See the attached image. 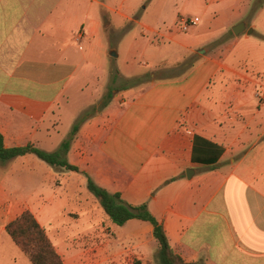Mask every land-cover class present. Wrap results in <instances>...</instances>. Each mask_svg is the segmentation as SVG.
I'll return each mask as SVG.
<instances>
[{
    "label": "crops",
    "instance_id": "0c3cea01",
    "mask_svg": "<svg viewBox=\"0 0 264 264\" xmlns=\"http://www.w3.org/2000/svg\"><path fill=\"white\" fill-rule=\"evenodd\" d=\"M249 1L158 0L151 11L143 5L139 21L131 0H0L6 147L46 149L57 141L71 110L81 113L111 86L109 53L120 55L116 42L132 23L148 36L130 42L121 67L127 79L142 73L133 71L140 57L157 67L193 59L177 76L152 72L139 89L121 87L85 120L67 153L80 172L56 170L34 154L0 161V264H32L5 231L25 209L64 264H148L158 247L152 225L130 219L118 226L98 212V200L90 210L87 175L127 204L145 203L185 262L264 264V3ZM186 17L199 21L174 31ZM240 22L245 27L234 34ZM162 45L174 57L161 56ZM59 174L65 202H86L77 220L53 212L54 195L39 210L38 197L14 194Z\"/></svg>",
    "mask_w": 264,
    "mask_h": 264
},
{
    "label": "trees",
    "instance_id": "16d2710c",
    "mask_svg": "<svg viewBox=\"0 0 264 264\" xmlns=\"http://www.w3.org/2000/svg\"><path fill=\"white\" fill-rule=\"evenodd\" d=\"M136 78L134 77L133 79ZM110 88L111 86H108L99 106H92L78 115L69 136L61 142L60 147L55 151H47L31 143L24 146L6 147L0 132V161L6 162L17 156L34 154L54 168L80 172L77 166L68 162L67 153L80 125L110 102L112 96ZM86 177L87 189L96 196L103 211L114 224L121 226L130 219H139L152 225L153 237L159 245V260L161 264H199L197 262H185L173 252L163 226L148 211L145 203L139 205L127 204L122 200L119 193H110L98 186L88 175ZM5 231L32 264H64L50 241L45 228L39 224L30 210H23L6 225Z\"/></svg>",
    "mask_w": 264,
    "mask_h": 264
},
{
    "label": "rangeland",
    "instance_id": "374dc122",
    "mask_svg": "<svg viewBox=\"0 0 264 264\" xmlns=\"http://www.w3.org/2000/svg\"><path fill=\"white\" fill-rule=\"evenodd\" d=\"M131 1H133V9L135 11L132 14V17L134 19L138 18L137 20L140 21L145 17L146 12H147V10L142 8L143 5L145 3L148 4L149 11H151L153 8V5L158 0H131ZM253 1L256 2L255 6H258V4L260 5V4L264 3V0H251V1H249V3L252 4ZM173 30L174 31H180L178 22L175 25H173ZM141 32H142V28L139 25L132 23L130 29H128L127 32L122 37H120L119 40L116 42L120 55L118 57H115L113 60H110V62H108V64H107L109 77H110V79L112 78V84H111V88H110L112 96H113L114 92L119 90L121 87L135 88V89L141 88V86H144L146 81L150 79L149 75H151L152 72L155 73L156 76H158V77L177 76V75L181 74L182 71L185 70L191 64V62L193 60L189 56L188 57L186 56L185 57L186 60H184V62H178L177 63V62L167 61L166 63L159 64V66L157 67L156 66L157 63L150 61L147 57H140V58H137L136 63H134V70L133 71H135V72L139 71L142 73L138 74L136 79H133L134 77L133 78L129 77L127 79L126 75H124L122 73L121 67L127 61L126 54H127L128 49H129V45H130L131 40L133 38H136L138 41H140V40H145L147 38L148 35L146 37H143L141 35ZM160 48H161V50H160L161 56L167 55L168 59L174 57V52L170 48H168L166 46L164 47V45H162ZM144 62H145V64H144ZM102 90L104 93L102 92V94L98 97V99L93 104H91L92 106H96L98 103H101V100H102L104 94L106 93L107 88L106 89L103 88ZM112 96H111V98H112ZM92 106H90V107H92ZM90 107L88 106L86 109H88ZM101 110L95 112L94 114L100 112ZM79 114H80V112L77 114V111L71 110L69 115L66 116L65 119L63 120V123H61L60 128L58 130V134L55 135V138L57 139V141H53V143H51V145H48V148H46V149L44 147L43 148L47 151L57 150L60 147L61 142L69 136L73 125L77 121V117ZM93 115H91L90 117H92ZM57 124H58V122L55 123V126H56L55 129L58 128ZM55 169L60 170V169H64V168H55ZM64 171H66V169H64ZM33 186L34 185L25 184L24 186H22L23 188L14 191V194H16L15 195L16 198H20L21 195L27 196V198H30L31 196L32 197H38L37 199H38V202L40 203V205H39V210H40V208L46 206V203L50 202L49 197L50 196L52 197L54 195L55 202H59V203H57L56 207L54 208V211H53L54 213L71 214V215L75 216V219L77 220V216L80 213L84 212V208L86 207V204H85L86 202H84V199L82 197V193H83L82 190H79L76 192V195H78V197H82V199L79 198L80 202H76L74 199L71 202H65L64 197L67 196L68 189H67V185L63 179L62 174H59L56 177V179L54 180V182L53 181H47V183H45L41 189L34 190ZM85 193L86 194H84V195L87 196V201H88V203H90L89 209L92 210L93 204H91V203H95V201H97L98 199L88 189L86 190ZM98 203H99V201H98ZM99 206H100V203H99ZM32 207L35 208V205ZM98 212L100 214L105 215V212L103 211L102 207L99 208ZM46 214H47L46 210L41 211V212H38L36 210V213H35V215L39 218V220L45 219ZM133 259H134L133 262H135V263H139L142 261L141 258H133ZM148 264H161V262L159 260V245L157 248L156 247L152 248L151 257L148 261Z\"/></svg>",
    "mask_w": 264,
    "mask_h": 264
},
{
    "label": "built area",
    "instance_id": "2783aa9c",
    "mask_svg": "<svg viewBox=\"0 0 264 264\" xmlns=\"http://www.w3.org/2000/svg\"><path fill=\"white\" fill-rule=\"evenodd\" d=\"M199 19L197 17H187L183 18L179 22V28L181 31L188 30L189 27L196 25L198 23Z\"/></svg>",
    "mask_w": 264,
    "mask_h": 264
},
{
    "label": "water",
    "instance_id": "95a60500",
    "mask_svg": "<svg viewBox=\"0 0 264 264\" xmlns=\"http://www.w3.org/2000/svg\"><path fill=\"white\" fill-rule=\"evenodd\" d=\"M244 27H245V24H244L243 22H240V23H238V24H236V25H234V26L232 27V31L234 32V34H239L240 31H242V30L244 29ZM109 54H110L111 56H113V57H116V56H117V54H116L115 51H112V52H110ZM186 172H187V171H186Z\"/></svg>",
    "mask_w": 264,
    "mask_h": 264
}]
</instances>
